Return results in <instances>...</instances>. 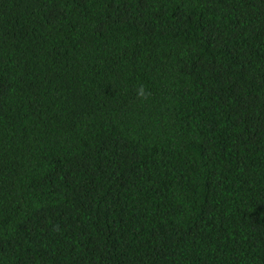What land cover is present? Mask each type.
I'll list each match as a JSON object with an SVG mask.
<instances>
[{
  "label": "trees",
  "instance_id": "obj_1",
  "mask_svg": "<svg viewBox=\"0 0 264 264\" xmlns=\"http://www.w3.org/2000/svg\"><path fill=\"white\" fill-rule=\"evenodd\" d=\"M0 264H264V0H0Z\"/></svg>",
  "mask_w": 264,
  "mask_h": 264
},
{
  "label": "clouds",
  "instance_id": "obj_2",
  "mask_svg": "<svg viewBox=\"0 0 264 264\" xmlns=\"http://www.w3.org/2000/svg\"><path fill=\"white\" fill-rule=\"evenodd\" d=\"M136 95L139 99H146L148 93H147L146 89L143 86H141L140 88L137 89Z\"/></svg>",
  "mask_w": 264,
  "mask_h": 264
}]
</instances>
